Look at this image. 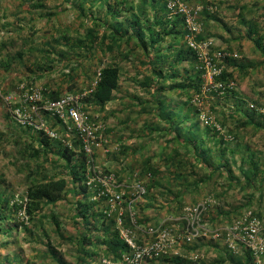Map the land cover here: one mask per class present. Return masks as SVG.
<instances>
[{"label":"rangeland","instance_id":"rangeland-1","mask_svg":"<svg viewBox=\"0 0 264 264\" xmlns=\"http://www.w3.org/2000/svg\"><path fill=\"white\" fill-rule=\"evenodd\" d=\"M57 1L45 0L44 8L36 9L32 7L35 0L31 3L0 0V32H7L3 40L11 43L12 54L22 49L32 61L40 59L39 64L34 65L46 71L22 69L25 76L7 77L0 69L1 117L3 120L5 116L9 118L18 129L35 130L20 125L13 117V110L20 106L22 84L26 90H42L46 99L47 91L79 97L91 120L101 127L102 146L93 153L95 166L102 178L109 180L114 193L122 194V200L112 206L107 197H98L102 186L99 183V190L98 187L89 188L86 174L83 180L76 182V193L72 189V174L58 154L28 158L29 162L23 163L20 160L25 156L17 152L18 144L7 146V151H0V188H8L14 195L11 204L24 203V206L17 209V214L8 213L16 221L11 223L8 235L0 234V264H76L82 241L78 229L80 221L76 217L77 201L97 202L95 206L87 205L88 214L104 211L108 220L114 218L115 221L113 227L111 220L104 224L112 227L110 236L100 235L103 223L90 234V243L86 246L90 251L97 248L99 255L94 262L88 260L87 263L106 264L105 260H109L114 264H127L122 256L114 260L113 255H104L114 231L120 235V231L131 229L137 242L143 243L147 239L144 232L147 227L161 224L176 227L185 221V207L209 201L202 213L208 238L199 237L191 244H181L177 251L159 261L145 260L141 264H258L243 246L239 244L236 251H231L222 237L215 240L209 230L225 228L249 210L264 225V0L200 1L212 6L205 14L203 5L184 0L201 8L205 32V38L201 39L212 42L203 54L212 58L222 72L218 77H211L193 52V57L189 55L190 61L185 59L174 67L183 84L177 90L155 94L154 87L149 91L143 86L150 71L146 67L147 58L135 43L130 45L129 53H125L127 48L112 52L96 50L90 66L98 65L103 59L105 65L116 64L120 70L119 87L111 102L103 108L86 99L98 80L90 77L93 70L89 65L69 79L49 69L53 67L56 71L63 57L73 59L64 74L78 69L74 62L78 51L72 50L68 43L83 38L86 25L89 26L86 21L89 15L82 16L77 9H67L66 5V9L63 5L59 7ZM90 6V0L84 3L85 14ZM93 11L100 19L106 13L105 7L99 8V2L94 4ZM58 12L60 16L55 17ZM209 15L222 18L225 26L212 20L205 29ZM33 23L36 26L31 28ZM103 30L100 28L99 32ZM55 38L60 41H53ZM219 52L230 56L218 61ZM79 56H85L84 47ZM169 59L163 57L159 67L165 72L174 65ZM196 75H201L200 83L186 79ZM93 78L92 88L87 87ZM165 85L168 89L170 81ZM41 116L59 139L35 130L44 137L62 145L67 140H78L75 133L65 127L62 135L53 129L49 125L50 116L45 112ZM3 120H0V130L4 127ZM171 120L175 121L174 125ZM24 145V152H29V142ZM194 145L205 150L206 163L210 166L197 157ZM147 163L154 174L144 171ZM61 177L66 178L69 185L64 198L54 206L47 205L33 219L29 215L28 220L24 219L20 212L26 209L25 195L32 181ZM137 183L143 184L144 196H138L134 188ZM85 184L86 196L84 188L82 190ZM131 212L135 214V224ZM195 255L198 258L191 259Z\"/></svg>","mask_w":264,"mask_h":264},{"label":"trees","instance_id":"trees-1","mask_svg":"<svg viewBox=\"0 0 264 264\" xmlns=\"http://www.w3.org/2000/svg\"><path fill=\"white\" fill-rule=\"evenodd\" d=\"M29 3H31L32 0H27ZM36 3L32 5L34 8H44L45 0H35ZM98 0H91L92 7L90 6L88 14H85L86 11L83 7V3L80 6L75 5L78 12L82 16H88L89 18H86L87 22H89V26L86 25L85 34L83 38L78 39L76 42L71 44L68 43V46L75 51H78V55L76 56V60L74 62L76 65H78V69H75L73 71H70L68 74H64V71H66L69 66L73 63V59L65 58L61 60V64H59L56 71H54L53 67L49 68L51 72L56 73L59 72L62 75H65L66 79H69L71 77H74L76 75H79L80 71L84 69L86 65L92 64L93 62L90 61V59L95 56L96 50L98 51H112L114 46L112 44H106V41L109 38V33H115L116 35H120L121 27L119 24H117V21L119 23L123 24V20H132L135 22L134 27H132V34L128 36L127 41H131L132 39L136 38L138 41L137 46L142 50L145 57H147V64L151 67V73L148 75V80H145L143 82V86L145 88L149 89L154 87L155 94L157 93H164V91L167 90H177V88L183 86L182 83L179 82V76L176 73V70L174 71V67L176 65L181 64L185 59H188L189 61V55L193 57V51L188 47L185 50H181L178 52V56L174 58V65L171 66V68L165 72L163 69H159L160 65L163 61V56L160 54V47H161V41L166 39L164 37H157L156 32L151 30V26H149V34L150 38H144L142 35V29L141 27V21L139 20L140 13H134L132 12V8H130L128 11H116L113 10L112 7L109 5L108 7V14L107 17L103 20L98 18L95 15V12L93 11V6ZM190 1V0H185ZM209 3L205 2L204 8L205 13H208V8H211L212 6L208 7ZM166 10V6H165ZM167 11V10H166ZM126 13V14H125ZM127 13H129V16H127ZM142 13V12H141ZM131 15V16H130ZM60 12L56 13L55 17H59ZM112 16L114 18V22H109V17ZM121 16L122 19L119 18ZM167 16V12H166ZM168 18V17H167ZM50 22V21H48ZM167 22L170 23L169 31L168 28H163L167 35H171V37H174L175 39H179L180 34H183L185 36V39H187V34L185 30V25L183 23V20L181 17H176L174 19H167ZM206 25V23H205ZM36 26V23L31 24V28H34ZM104 29L103 33L99 35V29ZM179 29H182L183 32L179 33ZM127 31V30H126ZM126 31H123L124 34L122 38L128 34ZM160 33H163V30L159 31ZM44 33V32H43ZM5 35V36H3ZM7 32H3V34L0 37L2 40H0V56H1V64L0 69H3L4 76L12 77L13 74H23L24 72L22 69H25L29 72H31V68L34 69V72L38 69H44L43 67L37 66L35 67L34 64H39L37 61L40 59H35L32 61L30 59V56L25 54V52L21 49L18 50L15 55L12 54L13 49L11 47V43L9 44L6 40H3L4 38H7ZM26 38V37H25ZM55 42H59V39H53ZM165 41V40H164ZM173 42L177 43V40H173ZM187 42V41H186ZM85 48V56L81 57L79 56V51L81 49ZM105 47V48H104ZM188 56V57H187ZM167 58V55L164 57ZM58 61V59H57ZM170 61V59H169ZM193 62V60H192ZM93 70L92 75L90 74V77L98 78L96 81V84L91 91V94L86 98L87 101H90L92 103H96L102 108L105 107L109 102H111L112 97L114 95V92L119 87V81H120V70L119 67L116 64H108L105 65L103 59L99 60V64L96 66H90ZM90 68V69H91ZM96 68V69H95ZM43 71V70H41ZM44 73L46 71H43ZM25 76V75H24ZM32 76V75H31ZM225 77V76H224ZM222 77V78H224ZM95 78H93L87 87H91L93 82L95 81ZM187 80H190L191 83H194L195 81L201 82V75H196L194 77L186 78ZM152 80L154 84H152ZM155 80V81H154ZM167 81H170V85L168 89H165ZM91 85V86H90ZM153 85V86H152ZM192 85V84H191ZM70 86V85H69ZM151 88V89H152ZM48 92V91H47ZM47 94V100H57L63 95L60 94L59 91H49ZM159 104L160 106V98H159ZM59 122V121H58ZM175 121L171 120V124L174 125ZM62 144V143H61ZM195 146V145H194ZM74 147L77 148V150L69 148L67 145H65L63 151L61 152V158L65 160L66 164L65 167L68 170L70 174H72V179L74 181V185L72 187L73 190H76V193L78 192V186H76V182L83 180V177H85L86 172V162L87 157L81 149L80 142L77 140L74 143ZM197 157L201 159L202 163L210 166L208 163H206V152L205 150L201 149L199 146H195ZM33 155L38 157L40 153L38 150H34ZM220 170H223V168H220ZM145 172H151V174H154L155 171H153L150 168V163H147L145 165ZM68 181L66 178H51L46 181L42 182H33L30 187L27 189V194L25 197L27 198L26 204V213L30 216V219H33L38 214L42 213L44 208L47 205H56L58 202H60L64 198V194L68 191ZM85 186H82L83 194L84 196L87 195V188ZM149 190L152 189L151 187L148 188ZM8 188H5L2 190L0 188V234L8 235L10 232L11 223H13V218H11L10 214H17V209L24 206L23 204H11V198L14 197L13 194H11ZM70 190V189H69ZM90 204V205H89ZM98 203L95 201H77V210H76V217L80 221V227L79 234H80V248L77 256V262L76 264H91L87 263L88 260L95 261L96 257L99 255V253L95 250L90 251L88 249L89 247L86 246V244H89L88 241L91 239L90 234L97 229L99 223L102 224V229L100 230V235L104 236H110V230L113 226H115V221H113L114 218H109V220L113 221L110 225L111 226H104L105 223H107L108 218L104 214V211H100L98 214L90 213L88 214V206H95ZM10 212V214H8ZM98 215V218L96 217ZM97 218V219H96ZM108 220V221H109ZM60 225V223L58 222ZM19 226H21L20 223H18ZM1 241V240H0ZM98 250V249H97ZM107 252H105V256L107 255H113L115 257L114 260H118L121 258L122 254L127 252V246L125 245L122 238H120V235L118 231H114L112 233V239L108 243L107 246ZM251 257V255L249 254Z\"/></svg>","mask_w":264,"mask_h":264},{"label":"built area","instance_id":"built-area-1","mask_svg":"<svg viewBox=\"0 0 264 264\" xmlns=\"http://www.w3.org/2000/svg\"><path fill=\"white\" fill-rule=\"evenodd\" d=\"M168 19L181 17L185 25L187 34V46L196 54L199 61L211 77L221 75V68L213 63L212 58L205 57L204 49L211 47L210 40L201 39L204 24L201 20V8L191 6L184 0H164ZM218 61H223L225 56L219 52ZM237 57V54H233ZM232 57V54H231ZM219 64V63H218ZM96 84V83H95ZM94 84V85H95ZM21 102L20 106L13 110L14 119L23 126L32 127L35 130L46 132L49 138L59 139L58 134L47 128L46 121L41 116L45 112L50 117L61 122L67 131L75 133L80 142L86 157V184L89 188L99 190V183L102 186L100 194L107 197L109 202L114 204L122 200V194H115L109 180H104L99 174V168L95 166L93 160L94 150L102 146L101 127L97 126L83 109V104L77 96L64 95L57 100H47L42 90H26L25 84L20 86ZM38 117V119L36 118ZM112 178V177H111ZM110 178V179H111ZM139 197L146 194L143 184L137 183L134 186ZM209 201L202 202L197 206L185 207V221L178 223L176 227L167 224L159 226H149L144 230L147 239L143 243H138L135 233L131 229L120 231V237L127 246L128 252L122 254V260L127 264H141L145 260L159 261L169 256V253L177 251L181 244H191L199 237L208 238L207 228L202 224V213L206 211ZM24 219L28 220L26 209L21 212ZM134 213L131 212L133 224L136 223ZM211 237L226 241L231 251H236L237 246H243L255 259L258 264L264 260V225L262 220L253 211H245L240 217L234 219L225 228L209 230ZM198 258V255L191 259ZM106 264H114L113 261L105 260Z\"/></svg>","mask_w":264,"mask_h":264},{"label":"crops","instance_id":"crops-1","mask_svg":"<svg viewBox=\"0 0 264 264\" xmlns=\"http://www.w3.org/2000/svg\"><path fill=\"white\" fill-rule=\"evenodd\" d=\"M87 1L88 0H58L56 2V5L59 7H61L63 5L62 8H64V9H66V7H67V9H69V8L77 9L75 7V5L80 6L83 3V7H84V3ZM190 1H192V2L191 3L188 1L187 2L190 4H193V5L200 4V5L204 6V4L200 1H207V0H190ZM97 2H99V8L104 9V7H105L106 13H105V16L103 17V19L107 17L106 15L108 14L107 11H108L109 5L112 7L113 10H116V11H121V12L122 11H128L130 8H132V10H133L132 12L140 13L139 20L141 21L140 22L142 25L141 27H143V29H142L143 37L145 39L150 38L149 26H151L152 31L156 32L157 37L160 36V38H161V37L165 36L166 39H164L165 41L164 40L161 41V43H160L161 47H160L159 51H160L161 56L165 57L167 55V57L170 58L171 64L174 63V58H176L178 56L179 51L187 49L186 39H185V36L183 34H180V37H178L179 39H175L174 37H171V35H167L166 31L163 29V28H168V33H170V31H169L170 30L169 29L170 23L167 22L168 18L166 16L165 1L164 0H98ZM65 5H66V7H65ZM84 9H85V7H84ZM127 16H129V13H127ZM119 18L122 19L121 16H119ZM206 18H207V20H206L205 29L207 28L209 21H212V20L213 21L215 20L219 24H221V25L223 24V26H225L222 18H219L218 16L209 15ZM113 20H114V18L112 16H110L109 22H114ZM117 24H119L120 27L122 28L120 31V35H116L115 33H112V34L109 33V38L106 41V44L108 43V44H112V46H114L112 51H116L117 49L119 50L120 48L122 50L124 48H127V50H125L126 51L125 53H129L132 50V47L130 45L135 43V47H136L138 44V41L136 38L132 39L130 42L127 41L128 36H130L132 34V27H134L135 22L132 20L130 21V20L126 19V20H123V24L119 23V21H117ZM160 30H163L164 32L160 33L159 32ZM123 31H126V33L128 32V34H126V36L124 38H122V36L124 35L122 33ZM180 32H183V30L179 29V33ZM0 33L3 34V32H0ZM102 33L103 32H101V33L99 32V35H101ZM203 33H205L204 29H203L201 38H205ZM173 40H177V43L173 42ZM162 63H163V61H162ZM146 67L151 73L150 65H147ZM1 112H0V120H3V117H1V114H3V113H1ZM48 119L50 122L49 125L53 129H56L62 135V133L64 131L63 129L65 126L61 122H58L57 120H54L51 117H48ZM3 121H4V127L0 130V151L1 150L7 151V149H6L7 146L13 147L14 143L18 144V146H16L17 152L23 153V156H25L24 159L20 160V161H23V163L29 162L28 158H37V156L35 157L33 155L34 150H38V152L40 153V155L38 157H41L43 155L49 156L50 154L51 155H55V154L57 155L58 154L59 156H61V152L63 151L65 145H67L71 149L77 150V148L74 147V143L76 142L75 140H71L72 142H69V140H67L66 144L62 145L58 141L57 142L51 141L46 136L44 137L42 135V133L37 132L35 130H31V129H27V128H19L18 129L17 127H15V125L11 124V121L9 120V118H6V116H5ZM11 127L12 128L14 127L17 130H13ZM26 141H28L29 144L31 145V146H29V148H30L29 152H24V148H25L24 144ZM1 155H2V153H1ZM11 165H13V164H11ZM32 182H34V181H32Z\"/></svg>","mask_w":264,"mask_h":264}]
</instances>
